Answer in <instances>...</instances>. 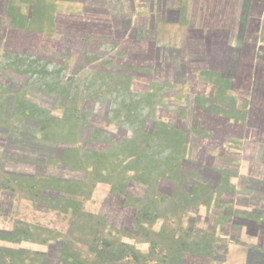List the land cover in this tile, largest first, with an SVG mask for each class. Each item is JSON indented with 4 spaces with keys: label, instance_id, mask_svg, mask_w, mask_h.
Segmentation results:
<instances>
[{
    "label": "rangeland",
    "instance_id": "374dc122",
    "mask_svg": "<svg viewBox=\"0 0 264 264\" xmlns=\"http://www.w3.org/2000/svg\"><path fill=\"white\" fill-rule=\"evenodd\" d=\"M6 24L7 19L0 18V230L9 232L17 222L22 221L49 229L51 233H47V236L62 237L69 229L71 213L49 208L45 204L48 203L46 198L33 194L38 192L39 187L31 189L30 186H40L46 176H57L68 182L83 178L87 174L91 179L90 183L94 185L93 189L87 197L77 196L78 201H83L84 212L91 214L95 221L101 218L119 231L122 230L121 237L125 244L134 250L147 253L149 243L145 236L139 237V232L134 226L136 199L147 195V186L133 179L136 157H146L141 161L145 166L149 164L148 157H165L164 150L174 147L176 150L180 148L183 154L189 151L194 159L206 165L212 163L210 160L203 161V157H196L203 146L199 145V141L196 142L194 136L189 148L185 145L179 147V144L176 145L177 141L170 142L175 136L173 131H167L165 138L162 136L168 125L178 128L180 126L185 132L195 126L194 121L183 118L184 110L180 111L182 105L189 104L186 99L182 98L178 91L171 92L173 85L169 87L162 84L164 77L160 75L162 69L158 65L164 62L163 49H156L155 62L151 60L152 55L147 48H137L131 44L107 50L101 61L93 58L97 66H102L108 62L107 55L114 51L113 53L124 57L117 60L114 58L119 67H142L145 71L151 70L154 73L152 81L144 77L134 78L132 91L124 90L122 93L126 81L107 75L106 78L100 79L103 75H98L97 78L99 67L93 69L91 65L86 69L82 68L83 55L87 49L85 50L84 45L71 44L70 34H25L19 37L11 33L14 29L7 28L10 32L4 31ZM12 24L19 28L18 21H13ZM30 24L28 21L27 29L32 31L34 27ZM129 36L132 38L133 35ZM55 38L59 39L58 42L51 41ZM21 40L26 41L24 47L30 48V44H33L32 47L38 49H28L25 53L21 49ZM16 46L17 51L11 54L9 49ZM78 49L79 53L76 52ZM35 53L44 59L36 62L28 57ZM94 53L95 50L92 57H95ZM44 63L50 65L46 66ZM108 66L112 67L111 64ZM55 67L61 72L59 79L52 73L56 71ZM88 77L92 80H88ZM67 78L76 79L80 88L75 89L76 86ZM173 89L176 90L177 87ZM118 90L121 92L118 93ZM110 99L111 102L108 103ZM84 110L89 112L87 117L95 127L108 133V140H105V135L94 139L95 133L91 125L86 127V123L75 125L76 122H71L74 113L78 116ZM109 111L112 113L111 121L103 119ZM95 118L101 122H92L91 119ZM161 124L166 126L162 127ZM155 125L156 140L153 142L151 137L144 134L148 131L150 133ZM190 133L194 134L192 129ZM176 134L177 137L181 136L180 132ZM209 148L204 147L206 150ZM170 153L172 151H167V154ZM73 155L104 157L108 166H98L96 169L98 161L90 158L91 163L81 160L84 170L74 171L64 164V160L74 157ZM230 163L234 164L233 160ZM95 170L100 172L96 173ZM100 175L103 180H100ZM121 182L125 183L124 196L119 194ZM208 213L210 211L206 206H200L199 211L193 213L194 224L208 229L210 222L205 219ZM163 228V219L145 225V229L154 234L161 232ZM230 232L233 234L231 229ZM226 243L229 244L226 264H245L237 253H232L233 250L243 248V243L234 240H227ZM0 246L26 248L47 254L51 250L49 244L32 242H22L18 245L0 240ZM223 255L225 257V253Z\"/></svg>",
    "mask_w": 264,
    "mask_h": 264
},
{
    "label": "crops",
    "instance_id": "0c3cea01",
    "mask_svg": "<svg viewBox=\"0 0 264 264\" xmlns=\"http://www.w3.org/2000/svg\"><path fill=\"white\" fill-rule=\"evenodd\" d=\"M0 18L19 37L70 34L90 57L118 48L113 27L122 30L129 19L127 46L163 49L160 75L189 103L180 108L183 118L195 122L194 134L185 129L186 148L194 136L203 146L196 157H232L231 183L248 187L235 195L243 201L237 207L256 219H237L244 246L232 251L246 264L248 247L264 243V202L256 200L264 199V0H0ZM21 42L25 53L38 49Z\"/></svg>",
    "mask_w": 264,
    "mask_h": 264
},
{
    "label": "trees",
    "instance_id": "16d2710c",
    "mask_svg": "<svg viewBox=\"0 0 264 264\" xmlns=\"http://www.w3.org/2000/svg\"><path fill=\"white\" fill-rule=\"evenodd\" d=\"M127 22L124 23L122 30L119 26L113 27L115 37L111 39V43H115L114 45L126 44L127 46L128 44L123 42L126 35L127 40L133 39L128 36L130 24ZM105 41L108 42L109 39H105ZM57 45L59 46V43ZM68 55L70 56V54ZM104 55L92 57L91 54L90 57L89 52H84V67L82 68H88L93 63V58L102 59ZM151 55V60L154 61L156 52H151ZM28 57L33 58L36 62H41L44 59L43 56H38L36 53ZM107 57L106 64H102V66L93 64L91 68L99 67L96 72L97 78L98 75H103L100 79L106 78L105 75H107L126 81L122 93L126 90L132 91L131 85L136 77L153 80L154 73L151 70L145 71L142 67H119L114 58H124L121 54H110ZM110 64L112 67L108 66ZM45 65L49 66L50 64L46 63ZM55 70L52 73L59 79L61 72L57 67ZM89 79L92 80L88 77ZM67 80L76 86L75 89L80 88L76 79L67 78ZM162 82L170 87L169 82ZM120 92L118 90V93ZM134 104L136 103L134 102ZM85 112L84 110L78 116L74 113L71 122H76L75 125L86 123V127L91 125L95 133L94 139H98V136L103 135L104 130L95 127L87 117L89 112ZM111 114L110 111L107 112L103 119L111 121ZM91 120L92 122H101L98 121V118ZM161 125L162 127L166 126L165 124ZM156 126L150 130V133L148 131L144 134L151 137L153 142L156 140V134H154ZM166 127L168 128L162 132L164 138L167 136V131H173L175 136L173 135L174 138L172 137L170 142L177 141L176 145L179 144V147L184 146V142L187 143V134L180 126L179 128L171 125ZM179 132L181 136L177 137L176 133ZM107 135L108 133L105 136ZM173 149L174 147L166 148L164 150L165 157H148L149 164L145 166L141 161H144L146 157H136L135 169L133 168L136 171L133 179L137 183L147 186V195L144 198L136 199L137 212L134 221L139 237L145 236L149 243L147 253L134 250L125 244L121 237L122 230L119 231L101 218L95 221L91 214L84 212L83 201H78L77 196L87 197L93 189L94 185L90 183L91 179L87 174L83 178L68 182L57 176H46L40 186L32 185L30 188L39 187L38 192L33 194L46 198L48 203L45 202V204L49 208L71 213L67 233L60 238H52L46 235L51 233L49 229L19 221L9 232L0 230V240L18 245L22 242L49 244L51 250L47 254L26 248L0 246V264H194L196 262L198 264H226L229 246L226 243L227 240L228 242L240 241L237 234L241 223L237 219H256L237 207L238 205L242 206L243 201L236 198L235 195L245 193L248 187L242 182L239 186L231 183V178L235 174V170L229 167L233 160L232 157L221 162H218L215 157H203V161H212L211 164L206 165L194 157H185L180 148ZM169 150L172 153L167 154ZM174 155L175 157H173ZM90 158H95L98 161L99 165H96V169L98 166L100 168L108 166L104 157H68L64 160V164L70 166L74 171L81 172L85 169L82 167L81 160L91 163ZM95 172H100V170H95ZM99 178L100 180L104 179L101 175ZM124 186L125 183L121 182L122 188L119 189V194H124ZM256 200L264 202V199L261 198H256ZM200 206H206L210 211L205 218L210 222L208 229L197 227L193 222L195 220L193 213L198 212ZM158 219L165 221V228L161 232L154 234L145 229V225L153 224ZM126 235L131 236L128 233ZM135 237L138 236L135 235ZM223 253H225V257ZM247 254L248 264H264V243L248 247Z\"/></svg>",
    "mask_w": 264,
    "mask_h": 264
},
{
    "label": "flooded vegetation",
    "instance_id": "af4514ba",
    "mask_svg": "<svg viewBox=\"0 0 264 264\" xmlns=\"http://www.w3.org/2000/svg\"><path fill=\"white\" fill-rule=\"evenodd\" d=\"M11 53L13 52V51H10ZM111 102V100H109L108 101V103H110ZM110 107V105H108V108ZM104 133H103V135H106L107 134V132L106 131H103ZM124 133V132H123ZM123 135V134H122ZM105 139H108V136H106V138Z\"/></svg>",
    "mask_w": 264,
    "mask_h": 264
}]
</instances>
